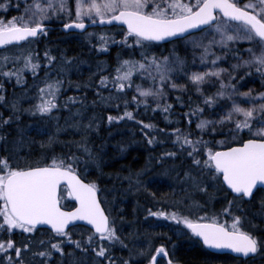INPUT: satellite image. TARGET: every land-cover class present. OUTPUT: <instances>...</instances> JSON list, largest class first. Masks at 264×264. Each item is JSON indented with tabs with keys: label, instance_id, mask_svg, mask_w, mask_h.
Returning a JSON list of instances; mask_svg holds the SVG:
<instances>
[{
	"label": "snow or ice",
	"instance_id": "6c2138e0",
	"mask_svg": "<svg viewBox=\"0 0 264 264\" xmlns=\"http://www.w3.org/2000/svg\"><path fill=\"white\" fill-rule=\"evenodd\" d=\"M9 8L11 0L0 3V9ZM15 9V15L0 16V76L9 80L14 77L17 84H25L24 72L30 70L36 103L21 105L27 98V88L7 103L0 81V102L12 110L8 116L0 111V128L14 116L19 119L21 112L40 114L51 123L38 125V131L47 135L39 142L42 151L35 159L31 151L20 156L22 135L12 141L11 149L5 146L0 151V264H49L54 255L59 257L56 264H86L87 256L82 262L75 254L77 250L85 254L91 250L92 264H143L144 260L157 264L158 256L166 258V264H179L163 243L153 251L150 239L145 247L133 239L129 247L120 235L116 217L106 207L105 189L98 179L86 175L87 166L80 170L81 161L85 165L92 161L101 167V153L90 142L100 119L94 113L84 119L85 101L77 94L58 103L65 84L60 77L72 57L61 54L57 61L46 48L43 61L47 70L38 77L42 60L32 45L48 33L54 20L65 30H80L90 39L95 37L98 43L94 46L101 51L113 44L129 51L124 58L117 54L115 66L98 62L97 72L112 69L100 76L96 88L97 98L103 103L119 102L134 88L131 101L137 107L167 112L172 105L163 98L170 90H189L191 85L199 94L185 113L189 128L171 129L178 150L191 160L190 169L181 178L186 181L181 190L184 194L170 201L157 198L161 206L154 211L147 209L146 217L176 222L179 234L190 235L208 249H228L244 258L264 251V236L246 230L242 226L244 217L237 214L244 210L245 199L251 202L257 194L260 213L264 214V0H16ZM160 43L172 45L168 54L153 51ZM180 46L185 55L177 51ZM53 71L55 76L50 75ZM136 77L142 82L136 83ZM246 77H258L261 90H241V81ZM106 85L116 93H101L100 86ZM81 86L76 84V88ZM177 99L183 104L182 96L178 94ZM129 102L123 100L120 114L108 113L109 124L125 118L136 120ZM65 109L68 114L62 117L60 113ZM193 117L198 118L197 135L191 131ZM139 124L148 142L153 143L155 138L144 129L156 126L144 120ZM68 133L79 135V139L62 141L60 137ZM7 135L0 132V141H6ZM57 143L75 144L77 151L57 153ZM176 154L163 152L160 160ZM151 163L146 161L145 168L129 172V189L139 191L144 186L140 177ZM210 185L232 196L219 210L191 199L192 192L207 191ZM148 191L156 197L155 192ZM69 197L73 200L64 203ZM41 229L50 233L47 242L33 239ZM84 229L88 230L86 236ZM17 230L28 234L27 242L13 239ZM33 244L38 251L33 250ZM116 244L128 248V257L112 251Z\"/></svg>",
	"mask_w": 264,
	"mask_h": 264
},
{
	"label": "trees",
	"instance_id": "16d2710c",
	"mask_svg": "<svg viewBox=\"0 0 264 264\" xmlns=\"http://www.w3.org/2000/svg\"><path fill=\"white\" fill-rule=\"evenodd\" d=\"M0 3H4V0H0ZM12 8L7 10L0 9V16H12L16 14V0H11ZM9 11V12H8ZM6 12V13H5ZM60 25L59 21H53L50 25L51 29L46 35L36 39L33 43L34 49H36L42 60V67L40 72L44 73L46 67L43 61V52L45 49H50L51 52L56 55L57 61L60 60L61 54L64 57H72L73 59L68 62L67 67L72 66V71L67 75L66 78L64 73L61 75V79L65 80L64 87L61 96L58 99V103L62 102L65 97L77 94L82 96L85 101V113L84 119L87 120L89 116L93 113L98 119H100L98 131L93 130L91 132L90 142L93 144L94 149L101 153V167L98 168L96 164L89 161L87 165L83 161L80 164V170L83 171L84 167H88V172L86 175L92 179H98L101 187L105 189L103 195L108 198V203L106 204L112 216L116 217V223L118 230L125 236L122 237L127 244H131L130 241L136 239L140 242V247L146 246V241L151 240L152 246L154 242L158 241L159 237H169L181 236L175 229L173 221H168L165 218L156 217H146L147 209L151 208L153 211L160 207L161 204L157 202V198L161 201H170L177 197L182 196L184 193L181 191L183 185L177 182L181 180L185 175V171L189 170L191 167V160L187 157L186 153H182L178 150V145L175 143V134L171 133V129L189 128L188 117L185 115L188 111V107L191 105V101L199 99V94L195 93L194 89L189 90H170L168 95L163 98L171 102V108L167 112L162 109H156L153 111L151 107L145 110L143 105L137 107L134 101H131V96L134 94L135 89L127 91L126 96H122L119 102L112 101L109 103H103L97 98L96 88L101 75L111 72V67L105 69V71L97 72V64L100 61H106L109 66H115L117 63V54L121 55V58L127 57L129 51L127 49L121 48L115 44L111 45L108 50L101 51L97 49L94 45L98 43L95 37L87 38L83 32L63 34L58 30ZM91 31V29H89ZM100 29H97L99 31ZM171 44L160 43L158 48H154L153 51L157 52L159 55L168 54L167 50L171 49ZM243 47V45H241ZM217 50L219 47L217 46ZM177 51L181 55H185V50L183 46L177 48ZM189 60L191 56L189 55ZM232 62L231 60L228 61ZM224 66H227L225 63ZM44 67V70H43ZM55 67V65L53 66ZM103 67V65H102ZM203 70V69H201ZM57 73L55 71L51 72L50 75L55 76ZM114 75V73H112ZM243 75V71L240 73ZM26 77V76H25ZM0 81L4 84V92L6 96L7 103H10L14 96H20L24 90L28 89L27 98L21 101L23 107H27L31 104L26 99L30 96H34L36 88L30 87V77H26L25 84H17L15 78L11 80L2 78L0 76ZM67 81H71L69 84ZM139 77H136V83H141ZM178 83L184 81L178 80ZM80 83L81 88H76V84ZM145 86H147V80L143 81ZM89 85V86H85ZM11 88V89H8ZM67 87V88H66ZM252 87L254 90H261V84L259 78H249L246 77L244 81H241V90H246ZM101 93L105 96L109 92L115 94L116 89L111 88L110 85L100 86ZM79 90V91H77ZM183 97V104L177 99V95ZM191 97V100H189ZM129 99V109L133 110L134 115L137 117L136 120H131L125 118L124 121H113L109 124L107 120V115L111 112L113 115L120 114L124 110L123 100ZM95 101V103H93ZM152 103L154 100L150 99ZM119 103V107L116 104ZM79 102H76V107H79ZM0 111L3 112L4 116L11 114V108L7 107L5 102H0ZM61 116H66L68 111L62 110ZM197 117H193L191 124V131L194 135L199 134L196 128ZM139 120H144L146 122H152L156 127L155 129H147L144 131L148 132L149 136L155 138L153 143H149L147 137H145L144 132L141 131L142 126L139 124ZM50 121H47L46 117L41 116H31L28 112H21L19 114V119L15 116L13 120L7 125L0 128V132L7 133V140L0 141V151L3 150L5 146L9 149L12 148V141L18 136H23V146L20 149V156H27L29 151H31L32 159H35L40 155L42 148L40 141L46 139L47 133H41L38 131V125H42ZM63 123V120H61ZM21 130H23L21 132ZM62 141L78 140L79 135L74 133L64 134L60 137ZM219 139V136L216 137ZM55 152H64L66 155L70 152H76L77 148L75 144H61L57 143L55 145ZM175 151L177 154L174 157H166L163 161L160 160V155L163 152ZM83 156V153H79ZM151 160V166L148 167L141 175L140 179L144 182V186L139 188V191H133L128 187L127 175L129 172H136L142 168H145L146 161ZM23 162V161H22ZM101 171L103 175H101ZM117 173L120 175L117 176ZM111 174V175H109ZM156 193V197H153L148 191ZM229 193H222L209 186L207 191H194L191 193V199L194 201H199L200 204H206L207 207L215 208L219 210L223 205H225ZM259 195V194H257ZM259 201V196L250 202H244V210L238 211L237 214L244 217L243 227L246 230L253 231L256 233L257 228L264 225V214L260 213V205L257 203ZM188 200H185V204ZM164 207H167V203H164ZM171 211V208H168ZM198 212H195V215ZM123 217V220L120 218ZM157 220L163 224L152 228L153 225L150 224L152 220ZM149 222V223H148ZM253 224L255 227H253ZM122 229V230H121ZM135 231L138 233L136 236L125 235L130 234ZM87 230L84 229L83 235H87ZM161 234V235H158ZM48 234L45 230H40L36 232L33 236L34 240H45L47 242ZM77 235H80V231L77 230ZM154 235H157L154 236ZM122 236V235H121ZM185 237L179 239V242L184 243L182 247L176 246L174 243L169 248V253L175 260L181 258L184 264H211V259L209 256L202 253V249L193 238ZM13 239L18 242H27V235L21 234L18 230L17 234ZM46 246V244H45ZM34 251H38L39 248L33 244ZM182 248V249H181ZM68 249L66 248V252ZM112 251L116 253L117 256L128 257V248H124L119 244H116ZM182 251V252H181ZM76 256L83 259L87 256L86 264H92V253L89 251L87 254L80 250L76 251ZM58 255L49 261V264H56ZM225 257L220 256L215 259H223ZM38 259H43L39 258ZM135 260V257L133 258ZM146 260L143 261L145 263ZM68 264V261H66ZM146 264V263H145Z\"/></svg>",
	"mask_w": 264,
	"mask_h": 264
},
{
	"label": "flooded vegetation",
	"instance_id": "af4514ba",
	"mask_svg": "<svg viewBox=\"0 0 264 264\" xmlns=\"http://www.w3.org/2000/svg\"><path fill=\"white\" fill-rule=\"evenodd\" d=\"M227 197H230L232 198V196L230 194H227ZM227 219H231L229 217H226ZM47 232V231H46ZM48 233V232H47ZM50 234V233H48ZM28 235V234H26ZM183 236L187 238L189 237L188 235H181V236H172L170 239H168L169 237H166V236H163V237H159L158 241L154 242L153 246H152V250L154 251L155 247L158 246L159 244L163 243L165 244V246L169 249L172 244L174 243L176 246H180L182 247L184 245V243L182 242L181 240V243L179 242V239H181ZM182 238V239H183ZM191 238V236H190ZM197 242V241H196ZM178 244V245H177ZM198 245L200 246V248L202 249V253L204 255H207L209 256V259H211V264H264V251H261L260 253L258 254H255L253 257L251 258H240V257H235V256H232L230 254H217V253H212L210 251H207L206 249H204L199 243ZM154 248V249H153ZM183 248V247H182ZM181 248V249H182ZM182 252V251H181ZM170 254V253H169ZM171 256V254H170ZM220 256H223L225 258L223 259H215V258H218ZM172 258V256H171ZM173 259V258H172ZM176 261L179 262V264H184L183 261L181 260V258H177L175 259ZM157 264H166V258L164 257H161V256H158V262Z\"/></svg>",
	"mask_w": 264,
	"mask_h": 264
},
{
	"label": "rangeland",
	"instance_id": "374dc122",
	"mask_svg": "<svg viewBox=\"0 0 264 264\" xmlns=\"http://www.w3.org/2000/svg\"><path fill=\"white\" fill-rule=\"evenodd\" d=\"M9 12V11H8ZM6 13V12H5ZM11 15H13L12 13H11ZM61 26V24L58 26V30L60 31V29H59V27ZM61 32V31H60ZM62 33V32H61ZM63 34H72V33H63ZM85 36H86V34H84ZM87 37V36H86ZM88 38V37H87ZM39 39V38H38ZM32 47L34 48V46L32 45ZM43 53H44V51H42ZM44 66L46 67V69H47V65H46V63L44 62ZM72 66H69V67H67V71L64 73V76L67 78L68 76L67 75H69V73L72 71ZM43 70H44V67H43ZM43 72L41 73V72H39L38 73V77H42L43 76ZM24 75L26 76V77H30V82H29V84H30V87H32V88H34V81H33V77H32V75H31V71L30 70H25V72H24ZM2 77V76H1ZM3 78V77H2ZM67 88V87H66ZM8 89H11V88H9L8 87ZM64 89H65V87H64ZM77 91H79V90H77ZM29 99H26V100H28L29 102H31V104H35L36 103V98L34 97V96H30L29 95V97H28ZM150 99H152V98H150ZM29 105V104H28ZM29 115H31V116H41L40 114H30L29 113ZM177 182H179L180 184H182L183 185V189L185 188V184H186V181H182V180H177ZM68 200H69V198H68ZM64 203H65V201H64ZM257 203H259V201L257 202ZM193 215H195V212L193 213ZM229 218H231V217H229ZM149 223V222H148ZM173 223H175L176 224V222H174L173 221ZM150 224H152L153 225V227L152 228H155V227H158V226H160V225H162L163 223L162 222H160V221H155L154 219L150 222ZM155 226V227H154ZM182 227H185L186 228V226H182ZM17 232H18V230H17ZM256 233L257 234H259L258 236H264V225L263 226H260V227H258L257 228V231H256ZM121 235H122V237H124L125 238V236L121 233ZM158 235H161V234H158ZM154 236H156L157 237V235H154ZM129 245V247H131L132 245L131 244H128ZM154 249V248H153ZM91 253H92V251L91 250H89ZM93 254V253H92ZM94 255V254H93ZM93 255H92V257H93ZM136 259V258H135ZM146 264H147V262H145ZM145 263H143V264H145Z\"/></svg>",
	"mask_w": 264,
	"mask_h": 264
},
{
	"label": "water",
	"instance_id": "95a60500",
	"mask_svg": "<svg viewBox=\"0 0 264 264\" xmlns=\"http://www.w3.org/2000/svg\"><path fill=\"white\" fill-rule=\"evenodd\" d=\"M59 29H60V31L62 32V33H78V32H81L80 30H76V31H69V30H65V29H63L61 26L59 27ZM71 199L73 200V198L71 197ZM82 223H86V222H82ZM190 231V230H189ZM204 248H206L205 246H203ZM208 251H210V252H213V253H219V254H223V253H227V254H231V255H233V256H236V257H242V256H237V255H235V254H233L232 252H231V250H228V249H208V248H206ZM251 256V255H250ZM242 258H244V257H242Z\"/></svg>",
	"mask_w": 264,
	"mask_h": 264
}]
</instances>
